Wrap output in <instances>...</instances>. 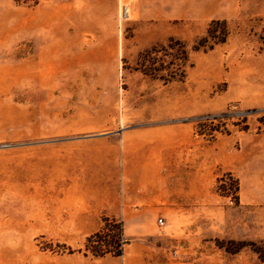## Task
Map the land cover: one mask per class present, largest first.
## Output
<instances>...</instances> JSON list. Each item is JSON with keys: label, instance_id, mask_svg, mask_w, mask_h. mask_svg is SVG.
I'll return each instance as SVG.
<instances>
[{"label": "rangeland", "instance_id": "1", "mask_svg": "<svg viewBox=\"0 0 264 264\" xmlns=\"http://www.w3.org/2000/svg\"><path fill=\"white\" fill-rule=\"evenodd\" d=\"M212 20L227 22L226 42L192 51ZM170 40L188 53L182 80L142 74L144 53ZM263 82L264 0H0V264L100 261L84 252L90 235L57 221L72 163H201L206 151L208 199L156 201L143 232L114 219L124 248L152 264H264V183L241 171L218 183L219 163L261 128Z\"/></svg>", "mask_w": 264, "mask_h": 264}, {"label": "crops", "instance_id": "2", "mask_svg": "<svg viewBox=\"0 0 264 264\" xmlns=\"http://www.w3.org/2000/svg\"><path fill=\"white\" fill-rule=\"evenodd\" d=\"M261 84L258 104H262L261 96L264 102V82ZM172 159L170 163H72L71 193L64 192L58 199V223L63 230L88 236L98 231L102 218L107 217L122 221L125 231L143 232L154 210H158L156 201L207 200L208 151L201 163H177L175 153ZM219 164L223 173L241 171L243 176L264 183V133L243 135L232 163ZM260 196L253 193L245 199ZM126 248L122 256L100 258L93 264H152L141 246L128 244Z\"/></svg>", "mask_w": 264, "mask_h": 264}, {"label": "trees", "instance_id": "3", "mask_svg": "<svg viewBox=\"0 0 264 264\" xmlns=\"http://www.w3.org/2000/svg\"><path fill=\"white\" fill-rule=\"evenodd\" d=\"M229 35V30L227 28V22L224 20H212L209 22L206 33L204 36L200 37L195 41L192 51L194 52H207L212 50L215 46L223 44ZM162 52L165 56L169 57V61H156L152 58V55ZM156 61L157 66H153L150 63V59ZM188 58V53L185 47L179 41L170 40V42L164 46L157 49L153 47L152 49L146 51L143 55L141 66L142 74L147 77L163 81L164 83H170L172 81H180L184 77V73L181 72L180 78H176L175 72L180 71L182 66L186 63ZM160 61V62H159ZM261 126L259 132H264V116L258 119ZM231 176L230 173H223V175L218 179L220 183L219 188H224L226 179ZM235 200L238 203V191L239 188L236 184L235 187ZM127 244V241L123 238L122 228L114 220L107 217L102 218L101 228L86 238L84 244V252L89 253L94 258H101L106 255L113 257H119L123 254V248Z\"/></svg>", "mask_w": 264, "mask_h": 264}, {"label": "built area", "instance_id": "4", "mask_svg": "<svg viewBox=\"0 0 264 264\" xmlns=\"http://www.w3.org/2000/svg\"><path fill=\"white\" fill-rule=\"evenodd\" d=\"M129 5H127V4H124L123 6H122V8H121V13H120V17H121V19L122 20H124V21H127V20H129V17H130V12H129ZM159 224L160 225H163V223H162V221L161 220H159Z\"/></svg>", "mask_w": 264, "mask_h": 264}]
</instances>
